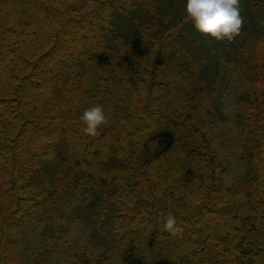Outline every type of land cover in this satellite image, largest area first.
<instances>
[{"label":"trees","instance_id":"1","mask_svg":"<svg viewBox=\"0 0 264 264\" xmlns=\"http://www.w3.org/2000/svg\"><path fill=\"white\" fill-rule=\"evenodd\" d=\"M30 1L0 0V264H264V0L232 42L185 0ZM94 105L97 143L150 126L101 165L54 136Z\"/></svg>","mask_w":264,"mask_h":264},{"label":"clouds","instance_id":"2","mask_svg":"<svg viewBox=\"0 0 264 264\" xmlns=\"http://www.w3.org/2000/svg\"><path fill=\"white\" fill-rule=\"evenodd\" d=\"M184 12L197 33L217 42L234 41L244 23L240 0H185ZM80 120L85 134L95 136L107 117L102 105H94L81 114ZM164 228L172 234L181 231L174 216L168 217Z\"/></svg>","mask_w":264,"mask_h":264},{"label":"rangeland","instance_id":"3","mask_svg":"<svg viewBox=\"0 0 264 264\" xmlns=\"http://www.w3.org/2000/svg\"><path fill=\"white\" fill-rule=\"evenodd\" d=\"M13 2L15 3V0H13ZM45 3H47V2H45ZM20 4H21V6H23V11H25V10L26 11H31L32 9L33 10L35 9L37 11L41 10L42 12L43 11L45 12L43 7H42V9H40L38 5H35L34 2L30 1V0H20ZM45 5L48 6V4H45ZM6 15H7V13L4 10L3 18ZM44 16L47 17V14H44ZM71 26H72V28L77 29L78 33L80 31L83 34L78 35V37H75L74 34L72 32H70V35L67 36L69 38L68 40H70V42L72 41L75 44L74 47H76V46L80 47L81 46L85 50L86 54L87 53L91 54V52L96 48V46H95L96 44L95 43H92V44L87 43L86 44L84 42L85 38L83 37L85 33L88 36L92 37L91 29L85 30L86 27H87V24H85V23L84 24L72 23ZM25 35L27 36V34H25ZM83 42L85 43V45H84ZM0 53L2 55L5 54L7 60L9 58V61L11 63V58H12L11 55L12 54L7 50V47L4 48V47L0 46ZM89 56L87 55V61L90 60ZM15 60H16L15 57H13L12 61L15 62ZM58 63H60V62L58 61ZM50 88L51 87L49 86L48 90H50ZM2 107H3V105L0 103V108L2 109ZM126 109H128V107H126ZM148 125H149V122L147 124V122H145V120L144 121H141V120L139 121L138 120V122H136L135 124L132 125L133 127L128 129L127 131H124L125 133H118V132L115 131L116 133L115 134L113 133V135H111L110 137L106 138V140L104 142L100 141L98 143L96 141V138L99 137L102 134L103 131H102L101 128L98 129L97 135H95V136H89V135L85 134V132L80 131L79 128L76 129V127H74V126H72L70 128H63L61 130H58L59 132H57L54 136L57 138L59 136V133L63 134L62 137H66L67 140L69 139L68 141H70V144H71L70 148L72 146H75V144H77V142H80V144L82 145V149H83L82 151L84 153H87V151H89V150H87V144H91V142H96L98 147H99L98 152L100 153V151H101L103 153V157H101L102 156L101 153L99 154V156L94 154V153H92V154L90 153V155L93 156V158H95V159L99 158V159H96V162H97V164L101 165L103 163L102 161H104V157H105L104 155H105V153H107V152H104L103 150H100L101 146L106 148V149L109 148V147L114 148V149H116V148L120 149V147H121L120 143L121 142L125 143V142L129 141L132 138V136H133V134L131 133L132 131L136 132L137 130L148 129L150 127ZM78 126H80V125H78ZM146 126H148V127H146ZM53 132L52 131H48V129H43V136H45V137H48L49 135L51 136V133H53ZM146 256L148 257V255H146Z\"/></svg>","mask_w":264,"mask_h":264}]
</instances>
